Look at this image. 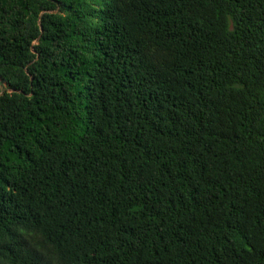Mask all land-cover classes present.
Wrapping results in <instances>:
<instances>
[{"label": "trees", "instance_id": "16d2710c", "mask_svg": "<svg viewBox=\"0 0 264 264\" xmlns=\"http://www.w3.org/2000/svg\"><path fill=\"white\" fill-rule=\"evenodd\" d=\"M0 264H264V0H0Z\"/></svg>", "mask_w": 264, "mask_h": 264}, {"label": "rangeland", "instance_id": "374dc122", "mask_svg": "<svg viewBox=\"0 0 264 264\" xmlns=\"http://www.w3.org/2000/svg\"><path fill=\"white\" fill-rule=\"evenodd\" d=\"M2 89V88H1Z\"/></svg>", "mask_w": 264, "mask_h": 264}]
</instances>
